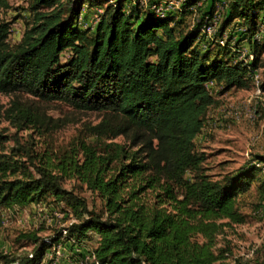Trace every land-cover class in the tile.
I'll list each match as a JSON object with an SVG mask.
<instances>
[{"label": "trees", "instance_id": "trees-1", "mask_svg": "<svg viewBox=\"0 0 264 264\" xmlns=\"http://www.w3.org/2000/svg\"><path fill=\"white\" fill-rule=\"evenodd\" d=\"M23 1L32 22L14 48L8 42L10 24L0 15V94L14 98L6 119L40 136L63 123L36 103H63L101 119L65 149L39 152L30 135L33 147L15 137L12 151L0 153V209L52 199L75 219L65 236L48 242H41L38 232L21 234L22 240L41 243L40 250L32 257L3 256L4 264H41L60 239L78 245L91 233L98 237L93 264L227 259L230 249L218 248V237L246 223L239 197L259 181L264 171L254 162L264 164V155L215 178L196 141L219 103L210 83L221 87V95L250 90L259 72L264 91V0H225V20L215 33L220 36L205 40L204 47L201 31L220 0H210L206 11L198 7L201 19L192 29L185 25L189 10L207 0H186L178 14L164 17L152 8L157 0L131 2L130 11L122 1L94 0L107 6L92 28L80 26L86 0ZM9 8L10 0H0V10ZM236 19L241 30L213 54L212 41L221 46L224 29ZM241 41L250 45L252 59H238ZM23 96L33 101L24 102ZM8 140L0 134V146ZM71 180L96 196L101 210L66 189ZM260 189L264 192V184Z\"/></svg>", "mask_w": 264, "mask_h": 264}, {"label": "rangeland", "instance_id": "rangeland-1", "mask_svg": "<svg viewBox=\"0 0 264 264\" xmlns=\"http://www.w3.org/2000/svg\"><path fill=\"white\" fill-rule=\"evenodd\" d=\"M122 1L126 10L130 11L132 4L138 0ZM153 0H143V4H148ZM86 0L82 10L80 26L82 28L94 27L99 15L106 8L105 1ZM133 2V3H131ZM105 3V4H104ZM156 4L165 5L164 0H157ZM206 1H200L196 8L189 10V15L185 21L186 28L192 29L201 19L198 7L202 6L206 11ZM225 0H220L215 5V14L220 17L218 27L222 28L225 20L224 11ZM183 9V4L180 5ZM226 10V8H225ZM176 14L179 11H172ZM214 14V15H215ZM3 20L10 24L11 33L9 45L15 47L22 40L23 34L28 25L31 24V15L28 11V4L23 0H10V8L0 10ZM213 15V16H214ZM86 16V19H85ZM260 19V38L264 48V12ZM241 30L240 21L236 19L231 25L224 29L227 38L234 36ZM202 32V31H201ZM219 33L213 38H219ZM212 38V37H211ZM210 37L202 33L199 43L204 47L205 40ZM211 42V41H210ZM234 43V39H233ZM242 43V44H241ZM210 46L213 54L222 45L212 41ZM226 44V43H225ZM240 51L238 59L249 60L250 45L246 42H239ZM70 52L65 53L62 61L70 57ZM264 62V53L261 57ZM218 105L209 114L203 133L196 141V149L207 155L205 168L208 173L215 178L235 172L237 169L251 164L256 155H264V94L256 95L255 91L232 90L225 94H220L221 87L217 90ZM24 102L33 100L23 96ZM14 98L0 94V134L9 138L2 146L0 153H10L15 147V137L22 144H27L39 152L52 148L55 150L65 149L72 140L85 137V128L100 122L101 115L96 112L79 111L63 103H36L41 110L55 119L61 120L63 127L57 131L37 135L33 130H18L4 115L6 109L11 106ZM35 102V101H34ZM240 112L241 117L235 118L234 114ZM33 136V144L30 140ZM122 142V138L116 140ZM264 184V172L259 174V181L254 182L248 191L239 197V210L246 215V223L234 225L226 228L225 235L218 237V248L229 250L226 253L227 259L217 264H264V192L260 189V184ZM65 188L73 190L87 200L90 208L101 210V202L91 195L77 181H67ZM72 212L63 204L57 205L52 199H45L36 204L21 208L15 206L11 209H0V264H4L6 259L33 256L41 248V243L34 244L20 239L21 234L28 232H38L41 242L58 238L65 228L74 222ZM62 236H65L64 233ZM90 239L76 245L65 238L49 249L41 264H93L92 252L97 246L98 237L91 233ZM84 261V263L82 262Z\"/></svg>", "mask_w": 264, "mask_h": 264}, {"label": "built area", "instance_id": "built-area-1", "mask_svg": "<svg viewBox=\"0 0 264 264\" xmlns=\"http://www.w3.org/2000/svg\"><path fill=\"white\" fill-rule=\"evenodd\" d=\"M186 0H164V4L165 5H160V4H154L152 6V8L162 17L166 16L167 14L173 13L172 11L174 10H181V6ZM175 13V12H174ZM220 17L218 18L217 14H215L213 16V18L207 22V24H205L203 26L202 29V33L204 35H207L208 37H213L215 35V33L217 32V28H218V23H219ZM227 34H225V36L220 40V44L222 46L225 45V43L227 42ZM241 52V51H240ZM250 59H252V55H250ZM262 80H261V75L259 74V72H256L253 76V90L255 91L256 95H262L264 94V91L262 90ZM212 88L217 90V86L215 85L214 82L209 84V89L211 91V94L214 95L215 97H217V92H213ZM235 118H240L241 114L240 112H236L234 114ZM254 164L256 166H258L259 168L263 169L264 171V164H260L257 162H254ZM64 235H66L67 231L64 230L63 231ZM32 257V256H31ZM84 263V261H82ZM86 264H88V261L86 260ZM97 264V262H96Z\"/></svg>", "mask_w": 264, "mask_h": 264}, {"label": "crops", "instance_id": "crops-1", "mask_svg": "<svg viewBox=\"0 0 264 264\" xmlns=\"http://www.w3.org/2000/svg\"><path fill=\"white\" fill-rule=\"evenodd\" d=\"M210 0H207V3H206V7H208V5L210 4V2H209ZM86 17V16H85ZM207 122V121H206ZM206 126V125H205ZM197 140H198V138H197Z\"/></svg>", "mask_w": 264, "mask_h": 264}]
</instances>
